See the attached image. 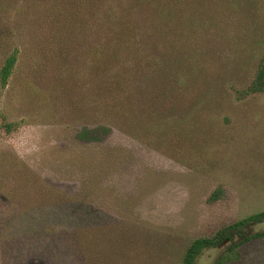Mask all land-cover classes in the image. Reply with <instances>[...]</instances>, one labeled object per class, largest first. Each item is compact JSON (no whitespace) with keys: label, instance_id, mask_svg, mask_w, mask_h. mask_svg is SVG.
Returning <instances> with one entry per match:
<instances>
[{"label":"rangeland","instance_id":"obj_1","mask_svg":"<svg viewBox=\"0 0 264 264\" xmlns=\"http://www.w3.org/2000/svg\"><path fill=\"white\" fill-rule=\"evenodd\" d=\"M75 8L0 0V69L17 52L0 85V264H183L194 240L264 212V93L246 89L264 64V0L205 10L200 57L218 63L209 75L244 79L237 92L142 128L131 110L118 120L123 107L98 86ZM225 258L264 264V238Z\"/></svg>","mask_w":264,"mask_h":264},{"label":"trees","instance_id":"obj_2","mask_svg":"<svg viewBox=\"0 0 264 264\" xmlns=\"http://www.w3.org/2000/svg\"><path fill=\"white\" fill-rule=\"evenodd\" d=\"M71 1L78 7L83 35L90 43V68L95 69L98 86L101 90L111 87L116 107H123L118 120H133L136 115L141 128L146 116L167 123L173 120L175 109L187 104L206 99L212 103L211 98L222 104L217 96L237 92L244 82L236 73L209 75L218 63L200 57L206 44L203 32L207 24L203 20L209 0ZM16 63L17 52H13L0 69L1 87L7 86ZM246 89L264 93V64H259ZM202 93L208 96L200 100ZM129 110L136 113L133 118ZM95 135L84 129L79 138L97 140ZM262 223L264 212L226 225L211 237L194 240L183 264H196L205 250L226 248V257L264 238V231L252 232ZM225 257L215 264H224Z\"/></svg>","mask_w":264,"mask_h":264}]
</instances>
